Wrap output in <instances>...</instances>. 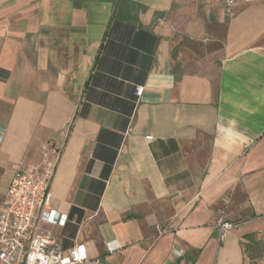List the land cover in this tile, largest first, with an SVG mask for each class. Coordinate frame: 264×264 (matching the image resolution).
I'll return each instance as SVG.
<instances>
[{
  "label": "crops",
  "instance_id": "1",
  "mask_svg": "<svg viewBox=\"0 0 264 264\" xmlns=\"http://www.w3.org/2000/svg\"><path fill=\"white\" fill-rule=\"evenodd\" d=\"M51 143L67 221L41 228L64 249L245 264L264 231V0H0V196ZM220 219L239 224L224 240Z\"/></svg>",
  "mask_w": 264,
  "mask_h": 264
},
{
  "label": "built area",
  "instance_id": "2",
  "mask_svg": "<svg viewBox=\"0 0 264 264\" xmlns=\"http://www.w3.org/2000/svg\"><path fill=\"white\" fill-rule=\"evenodd\" d=\"M238 1L221 0V4L232 12ZM143 92L144 87H139L137 94L141 96ZM62 149V146L51 143L42 162L19 166L5 194L0 196V264H90L84 244L64 249L59 240L41 228L43 223L64 225L67 221L66 215L58 214L51 207V185ZM216 225L220 240L239 226L224 219L218 220ZM184 254V249H173L177 258Z\"/></svg>",
  "mask_w": 264,
  "mask_h": 264
},
{
  "label": "rangeland",
  "instance_id": "3",
  "mask_svg": "<svg viewBox=\"0 0 264 264\" xmlns=\"http://www.w3.org/2000/svg\"><path fill=\"white\" fill-rule=\"evenodd\" d=\"M256 237V241H245V264H264V231Z\"/></svg>",
  "mask_w": 264,
  "mask_h": 264
},
{
  "label": "trees",
  "instance_id": "4",
  "mask_svg": "<svg viewBox=\"0 0 264 264\" xmlns=\"http://www.w3.org/2000/svg\"><path fill=\"white\" fill-rule=\"evenodd\" d=\"M263 233L262 231L261 232H255V233H251V234H247L244 236L245 238V241L246 240H250V241H256V237ZM244 251H245V242H244ZM245 263H246V253H245Z\"/></svg>",
  "mask_w": 264,
  "mask_h": 264
},
{
  "label": "water",
  "instance_id": "5",
  "mask_svg": "<svg viewBox=\"0 0 264 264\" xmlns=\"http://www.w3.org/2000/svg\"><path fill=\"white\" fill-rule=\"evenodd\" d=\"M180 262H181V261H179L177 264H180ZM169 264H171V263H169Z\"/></svg>",
  "mask_w": 264,
  "mask_h": 264
}]
</instances>
